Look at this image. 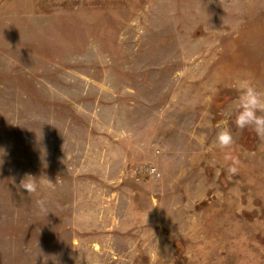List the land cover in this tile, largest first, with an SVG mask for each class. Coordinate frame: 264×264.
<instances>
[{
    "label": "rangeland",
    "instance_id": "374dc122",
    "mask_svg": "<svg viewBox=\"0 0 264 264\" xmlns=\"http://www.w3.org/2000/svg\"><path fill=\"white\" fill-rule=\"evenodd\" d=\"M242 80L264 0H0V264H264Z\"/></svg>",
    "mask_w": 264,
    "mask_h": 264
},
{
    "label": "clouds",
    "instance_id": "9594fccd",
    "mask_svg": "<svg viewBox=\"0 0 264 264\" xmlns=\"http://www.w3.org/2000/svg\"><path fill=\"white\" fill-rule=\"evenodd\" d=\"M238 95L232 103V108L235 111V125L238 129H250L256 135L264 140V93L258 91L251 80H242L237 88ZM217 143L221 150L229 148L234 139L231 132L227 129L220 131L217 134ZM232 164L227 171L230 175L237 174L239 171L240 161L233 157L226 156ZM51 184V182H49ZM20 187L27 190L29 196L37 191L36 178L29 174L21 179ZM43 210V201L37 202Z\"/></svg>",
    "mask_w": 264,
    "mask_h": 264
},
{
    "label": "built area",
    "instance_id": "2783aa9c",
    "mask_svg": "<svg viewBox=\"0 0 264 264\" xmlns=\"http://www.w3.org/2000/svg\"><path fill=\"white\" fill-rule=\"evenodd\" d=\"M149 172L152 173V174H155V175L157 174L154 168L149 169Z\"/></svg>",
    "mask_w": 264,
    "mask_h": 264
}]
</instances>
